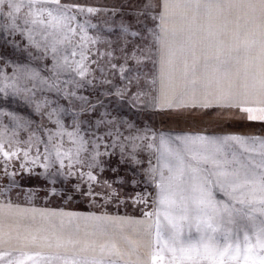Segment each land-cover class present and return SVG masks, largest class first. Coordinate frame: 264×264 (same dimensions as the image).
<instances>
[{
  "label": "rangeland",
  "instance_id": "rangeland-1",
  "mask_svg": "<svg viewBox=\"0 0 264 264\" xmlns=\"http://www.w3.org/2000/svg\"><path fill=\"white\" fill-rule=\"evenodd\" d=\"M61 4L96 10L90 14L72 7V14L77 16L73 27L76 23L84 24L85 31L80 33L77 29L71 43L66 42L64 46L69 49V55L73 48L76 49V60L80 59V52L87 55L85 63L95 70L91 76H95L96 95L88 88L80 90L79 94L88 96L94 103L96 96H99L104 105H98L99 112L107 113L103 119L112 121V124L91 127L94 136L88 134V124L81 125L86 140L103 137L97 141V148L89 145L88 152L82 154L83 164L68 168V161L65 160L62 169L58 162L45 169L41 166L44 163V146L49 133L57 131L55 117L49 119L46 112L39 114L35 103L29 102L32 97L23 90L13 93L11 88H6L0 92V143L4 151L16 153L9 159L0 155V211H3L0 212V238L7 247H38L40 253L44 254L43 251L67 252V240H79L81 237V242L115 241L123 248L122 237L127 236L138 242L137 251L141 257L149 260L148 264H151L154 252L164 257L163 261L157 259L156 264H170L171 254L161 252V249L172 230L171 223L165 217H155L153 209L155 174L152 170L155 168L159 133L165 130L212 131L217 126L214 121L209 122L212 116L222 122L225 120L229 130L247 126L248 133L264 138V121H250L248 114L239 107H226L227 112L213 113L209 107L203 106L161 108L153 105L152 98L160 93L162 73L170 78L166 82H170L174 94H184L185 99L193 95V88L197 90L195 95L198 97L205 91L215 95L217 89L214 79L217 74L212 72V80H209L208 72L213 68H204V58L200 56L199 48L196 83L192 84L190 71L188 79H184L185 64L190 69L193 62L188 43L189 24L194 33L199 21L183 20L172 7V0H169L167 8L165 0H61ZM81 35L90 39L82 41ZM59 38L54 33L49 41ZM163 39L168 41V47L162 43ZM192 39H196V34L192 35ZM51 55L49 52L46 59H41L43 51L31 46L21 32L0 30V87L12 84L14 77H21L22 89L31 87V82L23 79V71L30 68L40 71L42 76H48L49 73L41 69L51 67ZM169 60L171 63H168ZM215 63V58L210 56L209 64ZM99 69L104 70L102 76ZM118 92L124 94L121 96ZM41 95L37 92L36 98ZM61 103L67 104L66 101ZM99 118L97 114L96 119ZM62 119L66 130L72 131L71 118L64 116ZM109 131L113 132V136L106 135ZM125 137L138 138L125 140ZM113 140L117 143L114 148L111 146ZM61 142L65 150L73 147L67 135L62 137ZM120 143L125 144L124 154L120 151ZM133 143L137 145L135 153L132 152ZM96 151L100 155L96 157L95 166L89 168L87 165L92 162L89 157ZM25 152L28 153L27 158ZM37 155L40 159L33 164ZM89 171L96 177L94 182L87 179L86 173ZM81 173L85 175L82 177ZM215 196L217 200L222 198L219 192H215ZM90 215L105 219L103 225L109 229L107 235L97 231L101 226L97 224L98 221H92ZM172 220L182 226L181 239L186 240L189 235L194 240L198 238L195 221L189 228L188 222L181 221L179 217H172ZM125 221L130 223L125 224ZM132 223L146 230L145 240L140 228L134 231L129 227ZM239 235L243 243V232ZM93 237L96 239L92 240ZM251 243H256L254 236ZM70 250H75V247ZM259 254V249H256L252 257L256 258ZM176 264L191 262L177 260ZM201 264H211V261L202 260ZM228 264L237 262L229 261ZM239 264H244L242 259Z\"/></svg>",
  "mask_w": 264,
  "mask_h": 264
},
{
  "label": "snow or ice",
  "instance_id": "snow-or-ice-1",
  "mask_svg": "<svg viewBox=\"0 0 264 264\" xmlns=\"http://www.w3.org/2000/svg\"><path fill=\"white\" fill-rule=\"evenodd\" d=\"M168 6L169 0H165V7ZM72 7L90 14L96 11L91 7L85 9L78 5H64L61 0H0V30L21 32L31 46L43 51L41 59H46L49 52L52 54L51 67L41 69L47 71L48 76H42L35 69L26 68L23 71L22 77L31 82V87L22 89L21 77H14L12 84L0 87V92H4L6 88H11L13 93L23 90L32 97L29 102L35 103L39 114L44 115L46 112L49 119L55 117L57 131L49 133L44 146V163L41 166L45 169L56 162L62 169L65 167V160L68 161V168L83 164L82 154L88 152L89 145L93 149L97 148V141L103 137L96 136L93 140H86L81 125L88 124V134L94 136L91 127L100 128L102 125L112 124V121L103 119L107 113L99 112L98 105L104 106L99 96H96L94 103L88 96L79 94L80 90L88 88L96 95L95 76H91L95 70L85 63L88 57L84 52H80V59L76 60V49L73 48L69 55V49L64 46L66 42L71 43L77 29L80 33L85 31L84 24L76 23L73 27L77 16L72 14ZM172 7L183 20L199 21L194 33L189 24L188 43L193 62L190 69L185 64L184 79H188L190 71L193 78L191 82L196 83L197 66L200 56H203L204 68L212 67L217 74V89L215 95L205 91L198 97L195 95L197 90L193 88V95L185 99L184 94H174L170 82H166L170 78L162 73L160 93L152 98L153 105L161 108L212 105L239 107L248 114L250 121H264V0H172ZM161 19H164L163 15ZM54 33L60 38L49 41ZM193 34H196L195 40L192 39ZM87 39L90 38L81 35L82 41ZM162 43L169 46L166 39ZM210 56L216 60L214 65L209 64ZM120 70L123 72V67ZM99 71L102 76L104 70ZM37 92L42 94L39 98H36ZM123 94L118 92V95ZM61 101H66L67 104H62ZM97 114L101 118L96 119ZM64 116L71 118L72 131L66 130L62 119ZM116 134L119 135L118 132ZM65 135L73 144L67 150L61 142ZM106 135L111 137L113 132L109 131ZM111 146H117L116 140H113ZM119 147L124 154L125 144L120 143ZM131 147L135 153L137 145L133 143ZM0 155L9 159L16 153L4 151L3 144L0 143ZM99 155L98 151L90 155L92 162L88 163L89 168L95 166ZM24 156L27 158L28 153L25 152ZM39 159L40 156L37 155L32 163L35 164ZM157 160L159 167L152 171L154 174L159 172V204L164 207L158 209L156 214L158 217L163 214L171 223L172 230L161 249V252L171 254L170 264H176L177 260H187L191 264H201L202 260H209L211 264H228L229 261L239 264L241 259L244 264H264V138L161 136ZM164 169H167V176L164 175ZM84 175L85 173H81L82 177ZM86 176L89 181L96 180L91 171ZM215 192H219L222 198L217 200ZM174 213L179 214L181 221L188 222L189 228L195 221L197 239H192L190 235L186 240L181 239L182 226L173 222ZM226 225L234 227L228 228ZM97 231L101 235H107L109 229L101 227ZM241 232L243 243L239 235ZM253 236L256 239L255 245L251 243ZM32 239L35 240V237ZM122 239L123 248L115 241H106L99 245V254L91 257L55 255L39 258L46 264H51L52 261H60V264H148L137 251V241L127 236ZM159 240L158 224L157 241ZM3 242L0 238V243ZM68 243L81 242L69 240ZM89 249L96 252L95 241L83 243V250ZM256 249H259L260 254L253 258L252 254ZM157 259L163 261L164 257L154 252L151 264H156ZM26 260H35V257L27 253L15 255L13 252H0V264H25Z\"/></svg>",
  "mask_w": 264,
  "mask_h": 264
},
{
  "label": "crops",
  "instance_id": "crops-1",
  "mask_svg": "<svg viewBox=\"0 0 264 264\" xmlns=\"http://www.w3.org/2000/svg\"><path fill=\"white\" fill-rule=\"evenodd\" d=\"M212 72H214V70H209L208 72V76H209V80L211 81L212 79ZM215 73V72H214ZM213 73V74H214ZM215 82H216V78L214 77ZM215 88H217V84L215 83ZM237 108V107H236ZM240 109V108H239ZM209 111L213 112V113H220V112H227L226 107H220V106H216V105H212L209 106ZM216 116V115H215ZM214 121L215 124L217 126H214L215 129H213L212 131H208V132H188L187 130H165V131H161L157 137V144H156V156H155V168L157 169L159 167L158 165V160L157 157L160 155V137L161 136H165V137H182V136H196V135H203V136H207V137H223V136H240V137H244V138H250V137H260L262 138V136H258L255 135L254 133H248V129L247 126L243 127V126H237L235 127L233 130H229L226 127V123L225 120H220L217 117H209V122ZM244 123L246 124V122L244 121ZM247 129V130H246ZM176 143H179V141H176ZM206 167H210V165H206ZM164 175L167 176L168 172L167 169H164ZM160 182V175L159 172L155 173V180H154V190H153V203H154V216L157 218L160 217H165L163 214H161L159 217L157 216V210L158 209H162L164 206L159 204V198H160V189L157 187V184ZM7 210H5L6 213ZM3 212V211H0ZM92 216V221L95 220L98 221L97 224L100 225L101 227H104L103 225V220H105L103 217H99V216ZM97 217H99L100 219H96ZM173 217H179L178 213H174ZM120 222V221H118ZM93 223V222H92ZM152 224H153V219H152ZM94 227V226H93ZM100 227V228H101ZM130 228H133L134 231L137 230V228H140V233L141 236L143 237V240H145V236L147 235L146 230H142L141 226L139 224H131V226H129ZM154 228V227H153ZM68 237V236H67ZM71 237H73V235H71ZM82 237L79 239V241L81 242ZM96 237H93L92 240H95ZM73 240V239H71ZM76 240V239H75ZM73 240V241H75ZM69 240H67V252H63V250L61 251H55L53 252H49V251H43L44 254L40 253L39 248L37 247L36 244V249H34L32 246H25L26 248H20V247H15L13 245H9L7 247L6 244L4 243H0V252H13L15 255H20L21 253H27L29 255H32L35 257V260H26L25 264H46V262L44 260H41L39 257H47V256H55V255H60V256H79V257H91L93 255H98L99 254V245L103 243V241H100V243L95 242L96 243V252L93 253L91 249L87 250L85 252V250H82L83 247V243L81 242V246L79 244H70L68 243ZM33 242V240L29 243V245ZM75 247V250H70V248ZM38 254V255H37ZM146 261L149 262L148 259H145ZM51 264H60V261H52Z\"/></svg>",
  "mask_w": 264,
  "mask_h": 264
}]
</instances>
